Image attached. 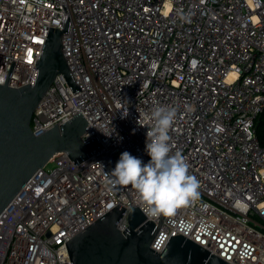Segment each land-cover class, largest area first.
Masks as SVG:
<instances>
[{
  "label": "built area",
  "instance_id": "built-area-1",
  "mask_svg": "<svg viewBox=\"0 0 264 264\" xmlns=\"http://www.w3.org/2000/svg\"><path fill=\"white\" fill-rule=\"evenodd\" d=\"M50 28L65 31L63 54L82 91L58 76L33 134L81 112L83 140L102 146L79 164L60 153L26 183L0 215V264H72L65 242L117 205L127 209L126 230L136 193L108 180L124 152L150 161L148 129L137 121L159 106L176 109L172 153L186 158L201 195L171 221H152L161 227L154 240L182 234L229 264H264V147L255 131L264 0H0L1 86L13 62L7 85L31 82Z\"/></svg>",
  "mask_w": 264,
  "mask_h": 264
},
{
  "label": "water",
  "instance_id": "water-1",
  "mask_svg": "<svg viewBox=\"0 0 264 264\" xmlns=\"http://www.w3.org/2000/svg\"><path fill=\"white\" fill-rule=\"evenodd\" d=\"M62 30L50 28L29 84L18 89L7 85L13 62L5 85H0V215L54 156L64 153L79 164L98 154L102 146L96 136L88 143L83 140L89 123L81 112L39 137L33 134L34 113L58 76L65 77L73 94L82 91L63 54ZM126 210L115 206L65 242L72 264H229L182 234L171 237L167 249L157 253L151 246L161 227L136 207L128 214V228L122 231L115 224Z\"/></svg>",
  "mask_w": 264,
  "mask_h": 264
},
{
  "label": "clouds",
  "instance_id": "clouds-1",
  "mask_svg": "<svg viewBox=\"0 0 264 264\" xmlns=\"http://www.w3.org/2000/svg\"><path fill=\"white\" fill-rule=\"evenodd\" d=\"M128 113H121L127 118ZM176 118V109L159 106L150 112H139L137 123L148 129L146 153L150 161L145 164L129 152L121 154L108 184L112 188L131 187L136 193V205L150 221L161 217L171 221L180 208L194 204L200 198V184L190 174V165L180 152L172 153L169 131ZM120 222L115 226L119 227ZM166 235H158L152 247L167 249Z\"/></svg>",
  "mask_w": 264,
  "mask_h": 264
},
{
  "label": "trees",
  "instance_id": "trees-1",
  "mask_svg": "<svg viewBox=\"0 0 264 264\" xmlns=\"http://www.w3.org/2000/svg\"><path fill=\"white\" fill-rule=\"evenodd\" d=\"M255 131L260 144L264 147V111L255 122Z\"/></svg>",
  "mask_w": 264,
  "mask_h": 264
},
{
  "label": "rangeland",
  "instance_id": "rangeland-1",
  "mask_svg": "<svg viewBox=\"0 0 264 264\" xmlns=\"http://www.w3.org/2000/svg\"><path fill=\"white\" fill-rule=\"evenodd\" d=\"M49 168H52L53 167V165L52 164H49V166H48Z\"/></svg>",
  "mask_w": 264,
  "mask_h": 264
}]
</instances>
